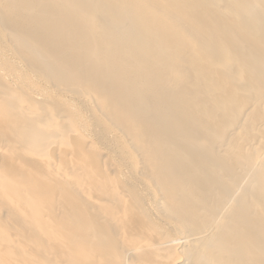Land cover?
<instances>
[{"label": "bare ground", "instance_id": "6f19581e", "mask_svg": "<svg viewBox=\"0 0 264 264\" xmlns=\"http://www.w3.org/2000/svg\"><path fill=\"white\" fill-rule=\"evenodd\" d=\"M0 264H264V0H0Z\"/></svg>", "mask_w": 264, "mask_h": 264}]
</instances>
